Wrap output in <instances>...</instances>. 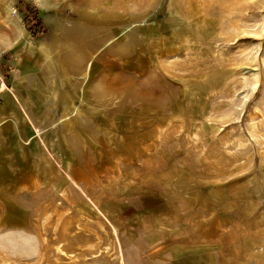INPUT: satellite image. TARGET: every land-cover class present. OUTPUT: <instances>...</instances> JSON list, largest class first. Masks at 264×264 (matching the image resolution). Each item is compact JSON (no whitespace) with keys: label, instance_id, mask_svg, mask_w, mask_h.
<instances>
[{"label":"rangeland","instance_id":"obj_1","mask_svg":"<svg viewBox=\"0 0 264 264\" xmlns=\"http://www.w3.org/2000/svg\"><path fill=\"white\" fill-rule=\"evenodd\" d=\"M22 1L45 32L0 0V264H216L219 240L223 264H264V0H119L125 91L57 66L47 18L95 35L102 10ZM126 52L148 68L122 71ZM20 193L35 207L3 222Z\"/></svg>","mask_w":264,"mask_h":264},{"label":"bare ground","instance_id":"obj_2","mask_svg":"<svg viewBox=\"0 0 264 264\" xmlns=\"http://www.w3.org/2000/svg\"><path fill=\"white\" fill-rule=\"evenodd\" d=\"M63 1V0H62ZM119 0H90L89 4L93 7H98L103 12L98 14L100 16V19L98 23V32H96L95 35L90 34V28H88L85 25H79V24H70L65 25L62 23H65L64 21L56 18V17H49L47 20L58 27L60 29V45L63 47V55L60 56V58H57V66L61 74H67L69 72H75L80 74L82 78L85 80L88 78V75H91L92 73H96L98 71L104 72L105 75H103L102 80L106 82L107 85H109L112 89L115 90H130L133 87L134 81L126 76H122L119 73H115L117 69H119V62L123 58V56L120 53V44L118 43V26H122L121 20L116 12H119L123 9L129 8L127 4H123L122 7L118 6ZM67 6L71 8L72 10H75L79 13L83 12L82 7L87 6L88 3L84 2L83 0H67ZM65 4V6H66ZM43 11H48L51 7L50 3H48L46 0L42 1ZM121 8V10H120ZM8 12L11 14L13 12L12 5L9 4ZM105 11V12H104ZM101 12V11H100ZM98 16V17H99ZM182 22V21H181ZM184 27V21L182 22ZM64 25V26H63ZM132 27H127L125 32L122 34H126L128 32H131ZM132 36L134 33L131 34ZM135 37V36H134ZM133 37V38H134ZM187 41H190V38H186ZM205 39H202L204 41ZM153 42V41H152ZM26 46L29 47V50H41L42 53H45L49 56V53L51 52L50 47L45 44H38L35 46V44L32 42V40H27ZM155 46V43H154ZM155 48V47H154ZM82 49V50H81ZM130 47L128 45L127 50H129ZM161 50H158V53H156L159 57H157V60H160V57H164L166 53L162 51H166V48H160ZM122 52V51H121ZM106 56H109L107 58ZM125 58L127 59L123 63V67L126 69H123L122 71L131 72L129 70L134 71V68H137L139 74L141 72H144L148 68V64L150 63L149 60H146L145 57H136V56H130L127 52L125 55ZM56 67V60H53L51 62V68L47 69V74H52L53 70ZM136 71V70H135ZM126 74V72H124ZM102 85V84H101ZM0 90L3 89L5 86L1 82L0 84ZM40 96L43 95V88L42 86H38ZM63 93L62 98L64 102H68L70 100L69 94L67 90ZM45 93V92H44ZM77 111L74 110L73 114H75ZM47 128V129H46ZM41 130L38 131L39 135H45L49 136L51 139V134L53 127L52 126H46L43 127ZM48 133V134H47ZM46 138V137H45ZM63 157V156H62ZM65 162L67 161L66 158ZM68 166L70 174L71 171V165L69 162L66 164ZM74 183L80 187V185L77 183L75 179H72ZM33 185V184H30ZM27 186V188L30 187ZM81 188V187H80ZM30 189V188H29ZM35 189H38V186L35 185ZM69 198V197H68ZM18 202L22 203V205L13 204L12 201H7L5 199V208L7 211L12 212L13 215H7L3 217V222H11L14 224H21L23 223L22 219H20L21 216L20 212L23 210V207H35L34 204H32V200H29V198H24V193L19 194ZM29 200V201H26ZM36 201V200H34ZM68 201L69 205V200ZM22 206V208H21ZM21 209V210H20ZM264 218V217H263ZM219 238L217 239V241ZM225 247L222 244V240H219L218 243H215V255H216V264H223V262L227 263L226 260H222V255L224 253ZM226 251V250H225ZM232 262V261H231ZM224 263V264H225ZM236 264V262H233Z\"/></svg>","mask_w":264,"mask_h":264},{"label":"trees","instance_id":"obj_3","mask_svg":"<svg viewBox=\"0 0 264 264\" xmlns=\"http://www.w3.org/2000/svg\"><path fill=\"white\" fill-rule=\"evenodd\" d=\"M20 9L26 16V25L32 28L34 35L38 36L45 32L43 24L39 20L38 12L35 8L25 4L22 0H19Z\"/></svg>","mask_w":264,"mask_h":264},{"label":"crops","instance_id":"obj_4","mask_svg":"<svg viewBox=\"0 0 264 264\" xmlns=\"http://www.w3.org/2000/svg\"><path fill=\"white\" fill-rule=\"evenodd\" d=\"M189 263L199 264L197 260H188V262H186V264H189Z\"/></svg>","mask_w":264,"mask_h":264}]
</instances>
